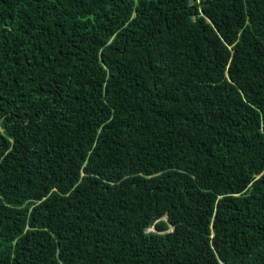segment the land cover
I'll list each match as a JSON object with an SVG mask.
<instances>
[{
    "label": "trees",
    "instance_id": "trees-1",
    "mask_svg": "<svg viewBox=\"0 0 264 264\" xmlns=\"http://www.w3.org/2000/svg\"><path fill=\"white\" fill-rule=\"evenodd\" d=\"M0 264H264V0H0Z\"/></svg>",
    "mask_w": 264,
    "mask_h": 264
},
{
    "label": "rangeland",
    "instance_id": "rangeland-1",
    "mask_svg": "<svg viewBox=\"0 0 264 264\" xmlns=\"http://www.w3.org/2000/svg\"><path fill=\"white\" fill-rule=\"evenodd\" d=\"M150 229H152L151 227H149Z\"/></svg>",
    "mask_w": 264,
    "mask_h": 264
}]
</instances>
